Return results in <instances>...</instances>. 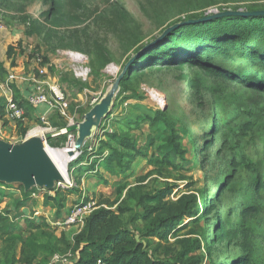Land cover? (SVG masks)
Returning a JSON list of instances; mask_svg holds the SVG:
<instances>
[{"label": "trees", "instance_id": "trees-1", "mask_svg": "<svg viewBox=\"0 0 264 264\" xmlns=\"http://www.w3.org/2000/svg\"><path fill=\"white\" fill-rule=\"evenodd\" d=\"M43 2L48 3L46 20L51 24L43 26V30L48 36L59 38V45L64 46L61 41L64 35L57 27L78 23L83 3L81 0ZM181 3L183 8L179 13H184L185 17L175 22L204 16L203 9L212 4V0H182ZM11 6L9 3L6 7ZM23 6L16 9L23 10ZM256 9H264V5L246 7V10ZM125 14L120 6L111 2L108 10L97 17L121 29L127 22ZM36 23L37 20H31V30L41 32L34 28ZM70 34L75 35V32ZM144 45L136 47L125 64ZM11 50L9 47L8 51ZM165 66L194 73L188 77L191 97L196 96L193 100L202 98L205 77L220 84L222 104H234L238 98L240 106L243 105L231 106L233 116H227L224 122L212 107L208 140L200 143L197 136L192 150L205 176L211 177L212 185L218 182L216 192L206 197V193H210L208 186L200 190L193 186V177L185 174L188 160L182 144L185 130L179 119L168 108L129 105L130 109H138L140 115H125L128 129L140 121L147 124L148 132H140L142 142L138 144L127 130L119 131L115 126L100 138L95 152L100 158L97 167L119 178L115 198H104L84 215L78 229L61 233L51 253L71 250L76 257L73 264H95L98 258H103L107 264H260L264 252V157L254 162L241 147L226 153L222 149L225 141L222 146H216L217 137L220 132L223 136L224 128L242 137L257 124V119L264 118V15L224 16L170 31L128 65L120 80L118 95L143 75L145 69L161 70ZM0 72H5L1 61ZM12 87L14 100L24 110L23 117L13 121L18 135L25 137L28 129L24 120L34 118V106L22 98L15 85ZM128 98L142 101L146 96L144 92H136ZM213 105L214 102H210V106ZM4 112L3 105L0 116H4ZM57 112L50 117L52 124L65 128L68 122ZM243 112L250 116L245 121L240 118ZM237 120L239 123L235 122ZM233 122L235 126L231 125ZM60 137L65 141V135ZM53 138L47 142L51 143ZM84 157L85 152H81L75 162ZM143 164L149 169L138 173ZM188 179L185 190H179L178 183ZM1 186L7 183L0 182ZM175 189L178 193H174ZM31 190L23 191L25 198L30 197ZM226 191L234 193L233 205L228 214L222 215L215 209L217 201L226 198ZM3 195L0 188V197ZM53 200L51 195L44 193L36 199L37 207L39 204L48 206ZM209 213L219 215L212 229ZM9 214L10 211L0 210V264H43L45 259L37 260L32 247L23 239L25 232L38 225L31 219L24 220L25 227L12 224Z\"/></svg>", "mask_w": 264, "mask_h": 264}, {"label": "rangeland", "instance_id": "rangeland-1", "mask_svg": "<svg viewBox=\"0 0 264 264\" xmlns=\"http://www.w3.org/2000/svg\"><path fill=\"white\" fill-rule=\"evenodd\" d=\"M81 1L83 10H79L80 21L72 25L57 27V31L64 35L61 40L64 46H60L59 38L48 36L43 30V26L50 27L51 25L46 20L48 3L43 0H0V61L5 69L4 73L0 72V83H4L10 73L17 75V79L10 83L12 94L14 93L12 84L18 89H24L23 86L28 89L31 77H42L48 82L58 83L66 91L69 99L68 115L71 119L63 116L64 120L68 122L67 125L81 122L85 113L109 93L112 84L123 69L125 60L134 53L136 47L152 41L170 24L185 17L184 13H179L183 8L182 0ZM111 2L116 3L126 13L127 22L121 25V29L113 28L104 18L98 19L97 17L108 10ZM9 3L12 6L6 7ZM254 4L264 5V0H212V4L204 8L203 12L211 14L233 9V7L246 9ZM20 5H24L23 10L16 9ZM66 8L71 9L67 4ZM109 14H106V17ZM31 20L38 21L34 28L41 32L35 29L31 30L29 24ZM71 31H74L75 35L70 34ZM9 47L12 48L11 52L8 51ZM190 76H194V73L188 69L181 70L167 66L161 70L145 69L143 75L137 77L119 95L118 88L111 101L109 112L101 119L98 127L93 128L91 138L85 142L81 149L74 150V155H69V152L64 150L68 149L70 141H74L77 136L76 131L55 134L51 143L45 142L47 148L58 151L53 154L58 161L65 165V181L56 183L50 190L34 186L31 190V198L24 197V188L20 183L15 182L0 187L4 191V195L0 197V210L10 211L11 223L25 227L24 220L31 219L38 225L37 228L23 234V239H26L32 247L37 260L45 259L43 264H46L54 253L72 254L71 250L51 253V249L55 246L61 233L78 229L81 226L79 224L69 226L57 224V221L63 219L76 205L94 203L96 207L97 203L104 198L110 200L115 198L116 182L119 178L110 175L103 168L97 167L96 164L100 158L95 152L99 146L100 138L105 137L104 133L111 132L112 127L115 126H118L119 131L127 130L138 144L142 142L143 136L140 135V132L142 134L148 132L147 124L145 121H140L137 126L128 129V119L125 115L128 113L140 115L138 109H130L129 105L139 104L150 109L168 108L169 112L178 118L184 126L182 144L187 150L186 158L188 159L185 163V174L188 177H193L195 183L193 186L200 190L208 186L210 193H206V197L216 192L218 182L216 185H212L211 177L205 176L198 156L192 150L197 141L205 143L208 140L212 107L216 110L219 120L224 122L227 116L229 118L233 116L231 106L234 105L237 108L243 105L240 106L238 98L235 99L234 104H222V92L218 89L220 84L218 81L213 82L205 77L202 79V98L193 100L196 96L191 97L190 94L191 89L188 86V77ZM5 92H7L6 89L0 86V107L4 105V111ZM136 92H144L146 98L142 101L128 98ZM200 101L202 104L199 105ZM210 102H214V105L210 106ZM54 112L56 110L50 111L45 116L48 125L36 116L30 120H24V125L29 132L36 129L38 130L36 132L42 133V129L48 126L56 128V132H59L60 129L64 130L65 128L52 124L50 117ZM56 116L58 115L56 114ZM249 117L246 112L240 115L244 121ZM239 121L235 122L239 123ZM257 121L251 131L242 137L238 134L235 136L224 128L223 136L220 132L217 137L216 147L222 146V142L225 141L222 149L226 153H230L232 148L241 147L252 161L255 162L257 159L263 158L264 118L257 119ZM231 125L235 126L234 122ZM17 132L13 123L9 124L6 121V116H0V137L2 139L12 143L22 141L25 137H20ZM62 135L66 136L65 141L60 137ZM197 136L198 140L196 141ZM81 152H85V157L79 162H75ZM94 161H96L94 168H91ZM148 169L143 164L138 173H144ZM130 182H133V178L130 179ZM187 182L189 179L179 182L178 189L185 190L184 185ZM178 189H175L174 193H178ZM44 193L51 195L54 200L48 206L39 204L37 207L36 199ZM224 195L226 198H220L215 209L222 215L228 214L232 207L231 197L234 193L226 191ZM17 203H21L19 207ZM229 215L234 217L233 213ZM218 216L213 213L207 215L210 229L213 228ZM68 238L70 240L69 235ZM226 261L230 262L229 257ZM260 264H264V252Z\"/></svg>", "mask_w": 264, "mask_h": 264}, {"label": "water", "instance_id": "water-1", "mask_svg": "<svg viewBox=\"0 0 264 264\" xmlns=\"http://www.w3.org/2000/svg\"><path fill=\"white\" fill-rule=\"evenodd\" d=\"M255 15H264V9H226L205 14L200 18L179 21L166 27L160 35L146 43L129 59L112 84L109 93L85 113L81 122L69 124L65 127L66 133L77 132V136L74 139V149L69 151V155H74V150L78 151L81 149L85 142L91 138L93 128H97L101 119L109 112L111 101L119 88L120 80L125 74L128 65L170 31L182 25L205 22L224 16ZM51 137L53 135L50 132L44 134L36 133L15 143L0 137V182L7 184L20 183L23 185L24 190L28 191L34 186L50 190L54 188L56 183L65 181L60 169L46 150L45 142Z\"/></svg>", "mask_w": 264, "mask_h": 264}, {"label": "built area", "instance_id": "built-area-1", "mask_svg": "<svg viewBox=\"0 0 264 264\" xmlns=\"http://www.w3.org/2000/svg\"><path fill=\"white\" fill-rule=\"evenodd\" d=\"M17 79V75L10 73L8 78L4 83H0L1 87H4L7 92L4 93L5 97V113L8 118L15 120L22 118L24 115V110L18 103L14 100L10 83ZM31 83L29 86V92L26 95L27 102L34 107L40 105H46L47 108L52 111H58L62 116L68 118L69 109V99L67 97L66 91L60 87L56 82H48L47 79L42 77H31ZM45 124V115L41 117ZM72 122V121H70ZM48 125V124H47ZM56 129V128H55ZM52 127H44L42 133L50 132L53 136L58 133L65 132V130L60 129L56 132ZM29 136V131L26 133L25 138ZM95 208L94 203H80L76 205L70 213H68L63 219L57 221L58 225H73V224H83V217L85 214L90 213ZM76 261L74 254H64L60 255L55 253L50 258L49 262L46 264H73ZM95 264H107L103 258H98Z\"/></svg>", "mask_w": 264, "mask_h": 264}, {"label": "crops", "instance_id": "crops-1", "mask_svg": "<svg viewBox=\"0 0 264 264\" xmlns=\"http://www.w3.org/2000/svg\"><path fill=\"white\" fill-rule=\"evenodd\" d=\"M23 88L24 89L21 88L19 90L21 92L22 98L25 99L26 98V95L29 92V88L26 89L27 88L26 86L25 87L23 86ZM33 109H34L33 110V115L36 116V117H39V118L44 117V115L46 116V114L50 112V110L47 108L46 105H40V106H37V107H33ZM4 116H6V121L9 122V124H12L13 123V126L16 127L15 126V122L12 119L8 118L7 115H6V113H5Z\"/></svg>", "mask_w": 264, "mask_h": 264}, {"label": "bare ground", "instance_id": "bare-ground-1", "mask_svg": "<svg viewBox=\"0 0 264 264\" xmlns=\"http://www.w3.org/2000/svg\"><path fill=\"white\" fill-rule=\"evenodd\" d=\"M31 130H32V129H31ZM36 131H38V130L35 129V130H33V131H30L29 134H30V135H33V134L38 133V132H36ZM39 134H40V133H39ZM30 135H29V136H30ZM72 148H74V141H73V140L70 141L68 149H65L64 151L69 152V151L72 150ZM46 150H47V152L49 153V155L51 156V158L54 160V162L56 163V165H57L58 168L60 169V172L62 173V175H63L64 178H65V177H66V169H65V165H64L63 163H61L60 161H58V160L55 158V154H53L54 152H55V153H58V151L53 150V149H49V148H47V147H46ZM67 154H68V153H67Z\"/></svg>", "mask_w": 264, "mask_h": 264}]
</instances>
